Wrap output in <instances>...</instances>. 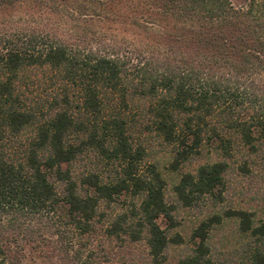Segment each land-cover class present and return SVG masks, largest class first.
<instances>
[{
    "label": "trees",
    "instance_id": "trees-1",
    "mask_svg": "<svg viewBox=\"0 0 264 264\" xmlns=\"http://www.w3.org/2000/svg\"><path fill=\"white\" fill-rule=\"evenodd\" d=\"M154 139L172 147L173 170L220 145L221 160L174 186L183 207L224 188L231 145L264 152V0H0V264H96L100 205L121 193L139 203L105 234L145 235L161 263L169 238L157 219L175 207L143 163ZM223 216L238 219L252 264H264V217ZM221 220L201 221L179 264H222L205 245Z\"/></svg>",
    "mask_w": 264,
    "mask_h": 264
},
{
    "label": "rangeland",
    "instance_id": "rangeland-1",
    "mask_svg": "<svg viewBox=\"0 0 264 264\" xmlns=\"http://www.w3.org/2000/svg\"><path fill=\"white\" fill-rule=\"evenodd\" d=\"M234 6H241L245 0H231ZM148 156L145 164L155 165L165 181V200L175 207L171 220L160 216L157 223L166 230L169 242L164 250V259L159 264H179L180 261L193 253L199 239L195 237V229L201 221L217 214L222 216L219 224H213L207 230L205 245L208 255L222 264H252L251 251L253 239L248 233L239 230L236 218L224 217L226 210L243 209L252 214L254 225L264 217V152L247 153L242 145H231L232 156L228 160L229 168L225 174V186L217 192V197L205 196L197 205L183 207L174 195V186L185 173H194L205 163L221 160L220 145L205 144L200 153L183 161L176 170L169 167L172 160L171 146L159 145L154 139L147 145ZM247 165L248 171L243 172L241 166ZM139 203L137 197L121 193L113 201L100 205L102 218L95 224V231L89 242L94 250L96 264H153L148 253L145 235L137 242H129L109 237L104 229L111 219L131 206ZM176 240L179 242H176ZM24 264H52L47 260L32 258Z\"/></svg>",
    "mask_w": 264,
    "mask_h": 264
}]
</instances>
